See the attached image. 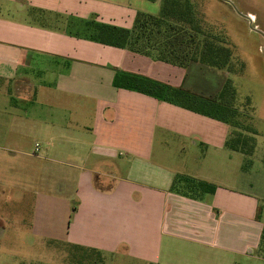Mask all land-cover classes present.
I'll list each match as a JSON object with an SVG mask.
<instances>
[{
	"label": "crops",
	"instance_id": "0c3cea01",
	"mask_svg": "<svg viewBox=\"0 0 264 264\" xmlns=\"http://www.w3.org/2000/svg\"><path fill=\"white\" fill-rule=\"evenodd\" d=\"M160 7L0 0V184L24 157L59 164L45 177L59 186L49 193L73 203L63 242L109 261L264 264L262 199L227 185L248 159L226 147L229 126L201 110L226 74L92 38L102 25L130 30L138 13ZM116 75L130 83L116 88ZM32 138L41 145L27 152ZM178 177L216 190L184 196L172 189Z\"/></svg>",
	"mask_w": 264,
	"mask_h": 264
},
{
	"label": "rangeland",
	"instance_id": "374dc122",
	"mask_svg": "<svg viewBox=\"0 0 264 264\" xmlns=\"http://www.w3.org/2000/svg\"><path fill=\"white\" fill-rule=\"evenodd\" d=\"M189 1L202 30L220 37L232 50L231 68L223 72L236 92L235 119L250 126L248 137L255 142L248 162L237 167L227 185L258 195L264 204V0ZM35 144L41 145L38 139L29 140L27 152ZM49 164L24 157L23 168L0 184V264H129L63 242L73 203L67 195L52 194L59 186L45 176L52 170L53 178L59 175L60 165ZM262 218L264 222V213ZM263 249L264 244L259 255Z\"/></svg>",
	"mask_w": 264,
	"mask_h": 264
},
{
	"label": "trees",
	"instance_id": "16d2710c",
	"mask_svg": "<svg viewBox=\"0 0 264 264\" xmlns=\"http://www.w3.org/2000/svg\"><path fill=\"white\" fill-rule=\"evenodd\" d=\"M92 38L101 44L126 48L133 53L183 68L190 63H198L222 72H229L231 68L232 50L223 39L202 30L200 20L197 19L189 0H161L158 16L138 13L130 30L98 26ZM125 83H130L128 77L115 76L113 85L116 88L125 87ZM235 96L231 80L226 79L214 97L201 99V110L229 126L230 136L225 143L229 150L251 157L255 142L248 137L250 126L240 124V121L235 119ZM205 106L208 108H204ZM172 189L182 192L184 196L198 198L203 194L214 193L216 186L204 181L178 177ZM262 244L264 231L258 249ZM89 251L99 254L93 250ZM260 256L264 258V249Z\"/></svg>",
	"mask_w": 264,
	"mask_h": 264
},
{
	"label": "water",
	"instance_id": "95a60500",
	"mask_svg": "<svg viewBox=\"0 0 264 264\" xmlns=\"http://www.w3.org/2000/svg\"><path fill=\"white\" fill-rule=\"evenodd\" d=\"M223 1H226V0H223ZM240 15H241V14H240ZM241 16L244 17V18H246V19L248 20V22L251 23V20H250L249 17H247V16H243V15H241ZM253 30L256 31L257 33L263 35L260 31H257V30H255V29H253ZM263 37H264V35H263Z\"/></svg>",
	"mask_w": 264,
	"mask_h": 264
}]
</instances>
